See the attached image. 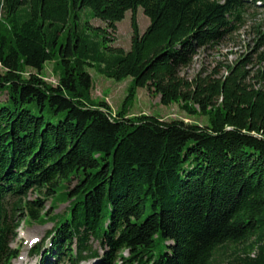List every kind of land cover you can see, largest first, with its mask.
Masks as SVG:
<instances>
[{
	"label": "trees",
	"instance_id": "trees-1",
	"mask_svg": "<svg viewBox=\"0 0 264 264\" xmlns=\"http://www.w3.org/2000/svg\"><path fill=\"white\" fill-rule=\"evenodd\" d=\"M249 2L0 0V264L18 254L9 240L23 215L54 223L31 249L40 264H264V30L225 74H179L237 29ZM139 7L149 19L141 33ZM127 11L129 49L104 56L87 30L110 42ZM94 60L107 77H131L115 113L90 96ZM47 61L56 84L41 77ZM137 87L207 123L127 115ZM45 198L68 205L41 213ZM157 242L169 243L154 258Z\"/></svg>",
	"mask_w": 264,
	"mask_h": 264
},
{
	"label": "rangeland",
	"instance_id": "rangeland-1",
	"mask_svg": "<svg viewBox=\"0 0 264 264\" xmlns=\"http://www.w3.org/2000/svg\"><path fill=\"white\" fill-rule=\"evenodd\" d=\"M250 1L249 8L243 14V20L237 29L227 34L217 45L212 48L198 49L194 55L192 62L187 67H182L179 70V74L193 78L195 75L204 76L210 74L213 70L217 69L219 75L225 74V64H233L235 61L242 59L246 54H250L254 48L260 31L264 30V5L256 0L257 7L252 6V0ZM87 9L83 11V19L87 20L93 27H105V23L99 19L91 16H84L87 13ZM136 20L139 26L140 33L145 30L149 24V19L142 12L139 7L136 11ZM89 33V39L97 42L98 51L104 53V56H109L110 52L106 49L107 46L121 47L123 50H128L130 47L131 38V12L127 11L122 20L117 22L116 29L113 32H109L111 41L105 42L103 39V33L93 29L87 30ZM258 51H261L259 48ZM251 62L249 67L254 71L257 64L256 54L253 52L251 56ZM92 62L93 65L87 66L86 70L89 72L92 78V89L90 96L94 101L105 100L110 106L113 113L121 106L125 96L127 95V89L131 83V77H126L121 81H116L110 77L101 74L97 69V64H102L100 61ZM264 67V63L262 64ZM30 72H34L33 69L27 68L25 75ZM41 77L48 83L56 84L58 81V71L55 70L54 61H47L44 64V68L41 71ZM5 99V93H0V101ZM126 114L134 116L138 114H147L161 117L165 120L177 119L183 120L187 123H195L198 125H204L207 123V118L203 115L194 114L190 115L181 109L179 103L172 102L168 105H164L159 101V95L150 93L146 87H137L136 93L132 101L128 104ZM27 198L33 199L35 194L28 192ZM55 208H51L50 198L43 199V207L41 213L47 212L62 213L65 211L68 205L67 201L57 199L54 203ZM68 216V212H66ZM53 221L47 220L40 222L37 220L27 221L23 216L18 220V223L14 229V236L9 240V247L11 249L18 250L16 257L11 259L9 264H40V254L32 253L31 249L36 243L41 244L43 238L46 236L53 226ZM45 239V238H44ZM48 240L44 242L43 249L45 248ZM169 242H157L153 254L154 258L165 250L166 245ZM93 247L97 250L98 254L102 255V247L93 242ZM235 245L229 244L227 248L221 251L224 260L229 258L234 253ZM42 249V250H43ZM70 261L60 262L58 264H70ZM97 259H90L80 264H96Z\"/></svg>",
	"mask_w": 264,
	"mask_h": 264
}]
</instances>
